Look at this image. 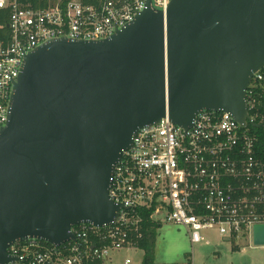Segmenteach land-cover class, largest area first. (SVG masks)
<instances>
[{
	"label": "water",
	"instance_id": "1",
	"mask_svg": "<svg viewBox=\"0 0 264 264\" xmlns=\"http://www.w3.org/2000/svg\"><path fill=\"white\" fill-rule=\"evenodd\" d=\"M102 39L59 37L23 59L0 130V264L28 238L60 245L81 222H113L115 164L142 128H189L202 110L250 119L264 67V0H171ZM253 242L264 246V224Z\"/></svg>",
	"mask_w": 264,
	"mask_h": 264
},
{
	"label": "built area",
	"instance_id": "2",
	"mask_svg": "<svg viewBox=\"0 0 264 264\" xmlns=\"http://www.w3.org/2000/svg\"><path fill=\"white\" fill-rule=\"evenodd\" d=\"M170 1L150 4L166 12ZM148 5V0H0V130L27 53L59 37L107 38ZM253 73L247 126L228 112L202 110L189 128L165 117L140 129L115 164L109 196L121 208L113 222L77 223L60 245L17 241L7 248L13 259L6 264H115L121 252L142 251L149 220L185 227L192 252L208 230L230 240L253 239L256 224H264V159L251 130L264 124V67ZM186 264H196L194 254Z\"/></svg>",
	"mask_w": 264,
	"mask_h": 264
},
{
	"label": "rangeland",
	"instance_id": "3",
	"mask_svg": "<svg viewBox=\"0 0 264 264\" xmlns=\"http://www.w3.org/2000/svg\"><path fill=\"white\" fill-rule=\"evenodd\" d=\"M206 240L195 244L192 252L190 235L185 227L166 223L156 232L153 254L154 264H186L193 258L196 264H264V246L255 245L253 239L238 238L224 241L213 230L205 232ZM115 264L133 258L132 264H142V251L121 252Z\"/></svg>",
	"mask_w": 264,
	"mask_h": 264
},
{
	"label": "trees",
	"instance_id": "4",
	"mask_svg": "<svg viewBox=\"0 0 264 264\" xmlns=\"http://www.w3.org/2000/svg\"><path fill=\"white\" fill-rule=\"evenodd\" d=\"M33 1L36 2L37 0ZM43 1L44 3L47 2V0ZM251 130L255 131L259 137V141L257 143L258 151L264 159V124L256 123L253 127H251ZM159 227L160 225L150 220L145 225V238L140 243L142 254H144L142 264H154L155 256L153 254V248L155 245L156 232Z\"/></svg>",
	"mask_w": 264,
	"mask_h": 264
},
{
	"label": "crops",
	"instance_id": "5",
	"mask_svg": "<svg viewBox=\"0 0 264 264\" xmlns=\"http://www.w3.org/2000/svg\"><path fill=\"white\" fill-rule=\"evenodd\" d=\"M221 237L223 238L224 241H231L228 237H223V236H221Z\"/></svg>",
	"mask_w": 264,
	"mask_h": 264
}]
</instances>
